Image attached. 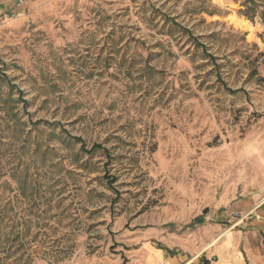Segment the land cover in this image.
Instances as JSON below:
<instances>
[{"label":"rangeland","instance_id":"1","mask_svg":"<svg viewBox=\"0 0 264 264\" xmlns=\"http://www.w3.org/2000/svg\"><path fill=\"white\" fill-rule=\"evenodd\" d=\"M252 195L264 0H30L0 30V264H140Z\"/></svg>","mask_w":264,"mask_h":264},{"label":"crops","instance_id":"2","mask_svg":"<svg viewBox=\"0 0 264 264\" xmlns=\"http://www.w3.org/2000/svg\"><path fill=\"white\" fill-rule=\"evenodd\" d=\"M29 8L30 0H0V30L11 23L24 22ZM215 206L206 207L189 222H183L192 233L173 235L168 230L165 235L164 230L158 229L150 232V236H163L164 245L146 242L139 252L143 258L140 264H247L249 257L250 264H258V242L261 238L264 241V197L252 195L228 204V197L224 196ZM237 210L253 215L233 226V212ZM199 216L202 222H194ZM191 234L196 240H190Z\"/></svg>","mask_w":264,"mask_h":264},{"label":"built area","instance_id":"3","mask_svg":"<svg viewBox=\"0 0 264 264\" xmlns=\"http://www.w3.org/2000/svg\"><path fill=\"white\" fill-rule=\"evenodd\" d=\"M252 212H245V211H234L233 212V216L235 218V220L233 221L232 225H237L238 223L246 220L249 218V216H251Z\"/></svg>","mask_w":264,"mask_h":264},{"label":"trees","instance_id":"4","mask_svg":"<svg viewBox=\"0 0 264 264\" xmlns=\"http://www.w3.org/2000/svg\"><path fill=\"white\" fill-rule=\"evenodd\" d=\"M76 138H77V139H80L79 137H76ZM98 147H101V146H100L99 144H95V145H94V148H98ZM105 150H106V149H105ZM194 222H202V216L196 217L195 220H194ZM126 261H127V259L124 258L122 264H125Z\"/></svg>","mask_w":264,"mask_h":264}]
</instances>
